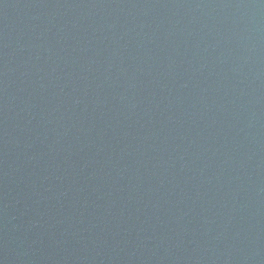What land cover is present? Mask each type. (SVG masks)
I'll return each mask as SVG.
<instances>
[{"label": "water", "instance_id": "water-1", "mask_svg": "<svg viewBox=\"0 0 264 264\" xmlns=\"http://www.w3.org/2000/svg\"><path fill=\"white\" fill-rule=\"evenodd\" d=\"M0 264H264V0H0Z\"/></svg>", "mask_w": 264, "mask_h": 264}]
</instances>
